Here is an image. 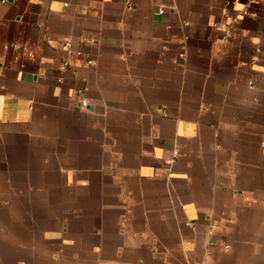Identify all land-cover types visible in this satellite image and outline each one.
I'll return each mask as SVG.
<instances>
[{
  "label": "crops",
  "instance_id": "1",
  "mask_svg": "<svg viewBox=\"0 0 264 264\" xmlns=\"http://www.w3.org/2000/svg\"><path fill=\"white\" fill-rule=\"evenodd\" d=\"M236 2L0 0V264H264V0Z\"/></svg>",
  "mask_w": 264,
  "mask_h": 264
},
{
  "label": "built area",
  "instance_id": "2",
  "mask_svg": "<svg viewBox=\"0 0 264 264\" xmlns=\"http://www.w3.org/2000/svg\"><path fill=\"white\" fill-rule=\"evenodd\" d=\"M160 13H161V12H160ZM246 13H247V12H246L245 9H244V11L242 12V14L245 15ZM254 61H255V59H254ZM87 63H88L89 65H91V62H90V61H88ZM85 91H86V89L84 88V89L82 90L81 93H84ZM86 105H87V103H86L85 99L80 100V106H81L82 108H85Z\"/></svg>",
  "mask_w": 264,
  "mask_h": 264
},
{
  "label": "clouds",
  "instance_id": "3",
  "mask_svg": "<svg viewBox=\"0 0 264 264\" xmlns=\"http://www.w3.org/2000/svg\"><path fill=\"white\" fill-rule=\"evenodd\" d=\"M234 8H235V10H238L240 12H243L245 6L243 4H241V3H239L238 0H237V2L234 5ZM239 19H243V16L239 17Z\"/></svg>",
  "mask_w": 264,
  "mask_h": 264
}]
</instances>
